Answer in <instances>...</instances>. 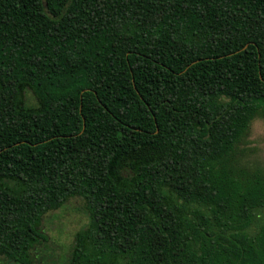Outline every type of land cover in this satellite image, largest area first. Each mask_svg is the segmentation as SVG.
Returning a JSON list of instances; mask_svg holds the SVG:
<instances>
[{"label": "trees", "instance_id": "obj_1", "mask_svg": "<svg viewBox=\"0 0 264 264\" xmlns=\"http://www.w3.org/2000/svg\"><path fill=\"white\" fill-rule=\"evenodd\" d=\"M257 115L264 0H0V260L80 196L67 264H264Z\"/></svg>", "mask_w": 264, "mask_h": 264}, {"label": "rangeland", "instance_id": "obj_2", "mask_svg": "<svg viewBox=\"0 0 264 264\" xmlns=\"http://www.w3.org/2000/svg\"><path fill=\"white\" fill-rule=\"evenodd\" d=\"M28 97H32L30 93ZM34 100L30 99V103ZM240 143L233 151L239 165L249 169H260L264 172V119L257 115L249 121L243 131ZM80 196L69 198L59 208L46 212L41 222L44 238L32 253L30 264H67L71 255L74 236L88 223V213ZM253 224L246 231L252 237L264 226V213L252 216ZM1 259V258H0ZM0 264H4L0 260ZM21 264V263H8ZM113 264H125L118 259ZM248 264H252L249 261Z\"/></svg>", "mask_w": 264, "mask_h": 264}]
</instances>
